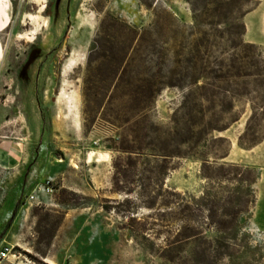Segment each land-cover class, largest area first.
<instances>
[{
	"label": "rangeland",
	"instance_id": "374dc122",
	"mask_svg": "<svg viewBox=\"0 0 264 264\" xmlns=\"http://www.w3.org/2000/svg\"><path fill=\"white\" fill-rule=\"evenodd\" d=\"M260 1L14 0L0 142L29 162L0 216L2 264H264V122L245 149L246 98L203 113L185 100L255 79L264 46L244 18ZM49 184L47 205L28 203Z\"/></svg>",
	"mask_w": 264,
	"mask_h": 264
},
{
	"label": "crops",
	"instance_id": "0c3cea01",
	"mask_svg": "<svg viewBox=\"0 0 264 264\" xmlns=\"http://www.w3.org/2000/svg\"><path fill=\"white\" fill-rule=\"evenodd\" d=\"M15 16L14 0H0V34L13 26ZM244 21L246 24L245 41L264 46V0H261L254 10L245 15ZM4 59V48L0 37V67ZM28 162L29 156H25L19 143L8 140L0 142V178H3L2 183H5V180L7 184L0 189V199L3 198L4 194L6 195L5 203L0 206V216L3 219L12 217L18 209L20 195L18 188L14 186V182L17 181L21 169ZM28 203L30 204L29 199ZM2 225L3 220L0 222V228ZM21 264H27L25 258Z\"/></svg>",
	"mask_w": 264,
	"mask_h": 264
},
{
	"label": "trees",
	"instance_id": "16d2710c",
	"mask_svg": "<svg viewBox=\"0 0 264 264\" xmlns=\"http://www.w3.org/2000/svg\"><path fill=\"white\" fill-rule=\"evenodd\" d=\"M254 46L256 44H253ZM259 57L262 58L261 54H259ZM257 70H258V74H256L255 79L252 82H248V81H242L241 84L237 83L238 86H240L239 89H235V90H231V89H227V93L224 95H212V96H195V95H189L185 97V100H194V104L196 107V111L198 113H203V106L201 104V101H205L207 103H210L214 106V108H218V107H226L225 109H228L229 107L232 109L234 108V103L236 100V97H243L246 98L250 104H251V109H252V113L250 118L248 119L247 122V127L246 130L244 132V134L240 137L239 139V145L242 148L245 149H252L255 146H257L259 143H261V137L257 134L256 131V126L260 125L259 123L264 122V61H259L256 64ZM226 83H231L230 80L226 81ZM212 86H218L214 83H208ZM231 94V95H230ZM232 98V102H229V99ZM226 158V156L224 157ZM206 163L209 160H205ZM222 168L225 167V164L221 166ZM229 167H236L238 168L236 165H230ZM207 179H212L211 176H207ZM251 181V180H250ZM207 199L211 198L210 193L206 194ZM182 210L184 211H190L191 210V206L187 203V204H180ZM203 207H205V205H201ZM241 212V209H240ZM236 212H231L228 210H225L224 214L225 215H229V216H233L235 215ZM219 226L222 228L224 227V222H220ZM233 226H231L230 228H232ZM186 228V227H185ZM188 228V227H187ZM233 229V228H232ZM224 230H220V233H223ZM202 234L197 233L195 234L193 237L198 238L200 237ZM178 236H185L184 233V229H180L178 232ZM201 264V263H200Z\"/></svg>",
	"mask_w": 264,
	"mask_h": 264
},
{
	"label": "built area",
	"instance_id": "2783aa9c",
	"mask_svg": "<svg viewBox=\"0 0 264 264\" xmlns=\"http://www.w3.org/2000/svg\"><path fill=\"white\" fill-rule=\"evenodd\" d=\"M54 192V188L49 184L48 186L43 185L39 186L35 192L30 196L29 201L30 204H35L38 207H42L43 205L48 204L47 197L52 196ZM10 251L8 249H0V264H2L4 261L8 260L9 256L11 255L9 253ZM29 262V264H36L34 261L29 260L26 258Z\"/></svg>",
	"mask_w": 264,
	"mask_h": 264
},
{
	"label": "bare ground",
	"instance_id": "6f19581e",
	"mask_svg": "<svg viewBox=\"0 0 264 264\" xmlns=\"http://www.w3.org/2000/svg\"><path fill=\"white\" fill-rule=\"evenodd\" d=\"M37 18H38V16L30 14V15H28V17H27V20H28L29 23H35V24H36ZM38 24H39V23H38ZM14 257H17V256H14ZM22 257L24 258V256H22ZM45 261H46L48 264H56V263H55L53 260H51V259H45Z\"/></svg>",
	"mask_w": 264,
	"mask_h": 264
}]
</instances>
